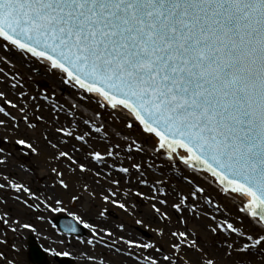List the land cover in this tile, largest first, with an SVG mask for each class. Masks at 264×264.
<instances>
[{
	"label": "snow or ice",
	"instance_id": "snow-or-ice-1",
	"mask_svg": "<svg viewBox=\"0 0 264 264\" xmlns=\"http://www.w3.org/2000/svg\"><path fill=\"white\" fill-rule=\"evenodd\" d=\"M13 47L30 53L53 75V70L62 74L58 84L94 94L91 98L98 106L110 108L115 122L135 132L136 138L123 137L129 141L126 149L120 143L104 151L93 149L82 162L74 155L80 149L73 144L69 150L68 141L91 147L85 139L90 132L76 135L75 127L56 126L57 114L39 139L33 138L27 133L37 125L27 102L14 103L0 90V101L20 113L18 118L0 107V169L7 167L9 158L15 159L17 151L31 155V165L20 164V170L29 181L47 177L51 181L47 189L60 192L42 193L41 199L30 183L0 171V192L14 189L15 193L11 204L0 196V264H28L23 238L29 230L35 231L28 213L62 206L63 194L77 202L81 199L78 188L93 201L97 197L102 201L95 213L98 218H106L109 206L131 218L129 225H118L121 232L131 227L133 232L151 229L156 234L157 243H144L131 234L128 240L120 236L125 245L154 253L136 256L141 264H264V0H0V49L6 53L0 64L8 63ZM0 76L4 77L0 87L17 88L18 75L9 77L0 68ZM9 79L16 82L9 83ZM25 97L21 92L20 98ZM27 99L36 101L37 97ZM35 120L45 122L40 115ZM52 135L57 137L55 142L49 138ZM117 149L125 151L130 162L127 167L123 160L119 162L118 174L128 185L124 197L151 201V217L136 218V205L118 197L120 179H110L115 191L101 187L97 193L71 176L66 178L65 171L56 166L66 161L70 174L90 172L88 164L115 169L120 157ZM133 153L142 162H132ZM158 157L172 168L177 161L183 162L193 175L210 174L219 185L216 191L239 205L235 220L225 216L217 221L212 216L211 223L202 226L203 234L190 227V220L208 218L194 201L203 195L204 203L212 204L204 188L193 185L191 199L176 192L170 205L177 213L173 227L171 216L157 207V201L169 206L163 186L167 181L156 178L149 184L145 178ZM109 158L113 163H107ZM94 175L99 186L101 172ZM106 175L111 177V172ZM133 185L146 186L152 194L133 192ZM161 193L164 198H159ZM22 195L26 198L21 199ZM70 215L95 230V243L104 241L101 233L111 239L107 228L90 224L79 213ZM35 219L43 220V216ZM9 234L14 238L11 242ZM81 243L94 246L93 240ZM55 255L73 257L74 264L72 251ZM114 255L115 260L104 264H123L121 257H132L133 252L115 247ZM81 256L85 264L96 260L87 252Z\"/></svg>",
	"mask_w": 264,
	"mask_h": 264
},
{
	"label": "rangeland",
	"instance_id": "rangeland-1",
	"mask_svg": "<svg viewBox=\"0 0 264 264\" xmlns=\"http://www.w3.org/2000/svg\"><path fill=\"white\" fill-rule=\"evenodd\" d=\"M4 50L0 49V57L2 56V52ZM11 53H16L23 57L25 60H23V63H27L28 61L31 63H36V59L31 57L27 52H21L20 50L16 48H12ZM9 62V61H8ZM22 65V64H21ZM0 68L3 69L5 73L9 74V77L13 75H18L19 77V84L17 88L10 89V88H3L0 87V90H3L6 92L7 97L11 100H13L14 103L22 104L25 101L28 104V112L30 113L32 117V122L37 125L36 130L29 131L27 135L39 139L41 133L45 132L48 124L52 123V116L57 115L59 117V125L56 126H65L66 129H71L75 127L76 135H81L83 132H90V136L85 137V139L88 141V145H91V147H88L87 145H83L82 142H78L74 139L68 141V149L70 150L71 145L75 144L77 148L80 149L79 152L74 153V155L80 159L82 162H86V153L92 151L93 149L97 151H104L106 147L111 146L115 143L121 144V149L127 148V143L129 141H125L123 139L124 136H129V140L131 138H136L135 132H128V130L123 129L122 124H118L115 122V120L111 116V112L109 111V108H102V112L100 115H96L95 111H92L90 109H86L79 104L76 103V100L74 97L70 96L68 94L69 91L77 92L79 95L86 96L87 94L84 93L83 90L77 91L74 87H69L67 84H65L66 87H68L69 91H65L64 88L54 86L49 83V76L53 73H50L46 71L44 66H38L36 67L35 71L32 70L30 72H27L26 67L19 66L18 64H13L11 68L5 67L4 64H0ZM60 77L59 75H56ZM61 78V77H60ZM4 77L0 76V80H3ZM16 81L9 79V83H15ZM24 92L27 94V97L36 96V101H32L31 99H27L25 97L24 99L20 98V93ZM55 97H61L63 102L66 104L62 105V102L60 100L56 99ZM88 97V95H87ZM95 104L96 101H94ZM77 105L75 108L77 111L82 112L85 116V120H88L90 123L85 124L84 120L82 122L77 121L74 114H71L70 111H68V106L71 105ZM39 106V111H36V106ZM53 105L56 107L53 108ZM98 105V104H97ZM0 107L7 108L8 111L12 112L13 115L20 117V113L17 110L12 109L11 105H4L2 101H0ZM99 109H101L99 106H97ZM109 112V113H108ZM40 115L44 117V121L47 122H41L36 121L35 116ZM73 115V116H72ZM92 125V126H91ZM102 125V126H101ZM21 128H24L23 123H21ZM120 133L119 136H117V133ZM50 139H53V142H55L56 138L54 135L49 137ZM42 146H43V142ZM10 147V146H9ZM117 151H120V157L117 158V165L115 169H109L106 166L97 167L94 164H88V167L91 169L90 172L87 173H80L79 170L75 174H70L67 170L66 164L67 162H61L58 166L62 171H65L66 178L71 176V178L75 181H78L79 185L87 184L89 191H94L99 193L100 188H107V187H113V190L115 191V186H112L110 184V179H120L121 185L118 192V197L122 200L126 199L127 203L131 206L132 204L136 205V208L133 209L136 218H142V217H151L152 212L150 208L151 201H146L144 199H140L136 196L129 195L127 198L124 197V191L128 187L123 181V178L121 175L118 174V168L120 166L119 162L123 160L124 166H129L130 162L127 160V153L125 151H121L120 149H117ZM128 152H131L129 149ZM31 155H21L18 151L15 154V159L9 158L8 165L6 168L0 169L4 174L12 173L13 177L16 180H19L24 183H30V186L33 188L34 191H36L37 195L41 196V199H43L42 193H46L45 190L47 189V185L51 183V181L45 177L41 176L39 179H32L29 181V177L27 174L22 172L19 168L20 164H23L25 167H28L31 165L32 161ZM132 162H142L141 157L139 155H136L133 153V161ZM107 163L111 164L113 163L112 159H107ZM164 163V168L161 169L159 166ZM154 168L151 170H148L145 172V178L148 179L149 184H152L153 181L156 178H160L162 180L167 181L165 185V189L168 192V204L169 206L165 207L158 203L157 201V207L161 209V211L168 213L169 216L172 218V226L176 227V219H177V213L171 209L170 205L173 203L176 199V192H180L186 196H189L191 199L190 193L193 190V185H200L204 188L207 195L211 198V206L204 203V197L201 195L199 200H195L194 202L199 206V212L201 213H207V217L201 216V219L197 221L190 220L189 226L194 227L195 230L199 231L201 234H203V225L211 223V220L209 219L212 216L216 217L217 221H221L225 218V216L229 217L230 219L235 220L238 213L235 211L236 207L231 199H227L223 195L218 194V192H215L212 187H210L208 184L204 182H196L194 178L191 177V175L184 169L179 163H176V167L172 168L170 165L165 163L164 159L161 157H158L154 160ZM145 167H147L145 165ZM96 171L101 172L100 179V185L98 186L95 181L98 179L94 173ZM111 172V177L107 176L106 174ZM187 177V180L185 179ZM133 181L136 180L135 176V170H133ZM191 180L192 184L190 185L187 181ZM175 189V191H174ZM8 190V189H6ZM14 190V189H12ZM133 192L136 191H142L144 192L145 196L151 195L149 188L146 186H132ZM78 194L80 195L81 199L77 202H70L68 198V194H63L62 198L64 200V203L62 206H55L54 209L50 210H44L40 212H29L28 218L33 222V219H35L36 215H42L43 220H37L36 219V227H37V233L44 234L45 236H49V240L53 243L58 245L59 251H72L75 256L74 264H85V259L81 256V252H87L96 257V260L94 262H90V264H104V262L109 260H115L117 257L114 255V248L120 247L122 251L131 250L133 252L132 257H125V261H123V264H141L139 260L136 259V256H140L141 258L144 255L147 254H154V253H147V252H141L136 249L135 245H125L122 241H120V236L123 235L125 240H128L130 238V234L132 237H135L139 240H141L144 243H157L158 237L151 229H137L135 232H133L131 227H126L124 232H121L118 225L123 222L125 225H129L131 223V218H129L124 212L118 210L115 207L109 206V212L106 214V218H98L95 213L97 210V207L102 204V201L97 197L96 200H92L89 197V193L86 191H83L82 188L77 189ZM48 194H54V195H60L59 189L55 192H48ZM23 195L21 196V199H24ZM159 198H164L163 194H159ZM187 203V201H185ZM36 203H39V201H36ZM217 206L219 207V211L216 210ZM89 210H91L90 214ZM195 210V209H194ZM79 213L80 216H83L84 219L88 220L89 223H95L98 227L107 228L109 232L112 233L111 239H108L107 235L104 233H101L102 236H104V241L101 243H95L96 237L94 235L95 230L91 227L89 228H82L83 235H74L71 234H65L62 233L59 229L56 228L55 224L52 222L55 218L58 216H67L79 223L83 226V222L78 220L77 216L70 215V213ZM185 216H188V213L185 212ZM32 217V218H31ZM158 219V218H157ZM43 226V227H41ZM156 225L153 224V227ZM27 233V232H26ZM26 233L24 234V239H26ZM28 234V233H27ZM33 236H35V231L31 233ZM13 237L11 234H9V241H13ZM38 240V236L36 237ZM36 240V241H37ZM61 240L66 241L65 244H60L59 242ZM88 240H93L94 246H90L87 243H81L86 242ZM70 241V244L67 243ZM229 242H231L229 240ZM38 244V243H37ZM113 245L112 249H109L107 245ZM68 246V247H67ZM40 251L44 254L45 258V264H73V257H64V256H48L47 251L43 249L42 245L39 244ZM105 252H108L105 255ZM24 256L26 258V253L24 250ZM27 259V258H26ZM28 261V259H27ZM28 264H31L28 261Z\"/></svg>",
	"mask_w": 264,
	"mask_h": 264
},
{
	"label": "bare ground",
	"instance_id": "bare-ground-1",
	"mask_svg": "<svg viewBox=\"0 0 264 264\" xmlns=\"http://www.w3.org/2000/svg\"><path fill=\"white\" fill-rule=\"evenodd\" d=\"M2 56L4 57L5 56V51H3L2 53ZM7 59H8V63L7 64H4L5 67L7 68H11V66L13 64H18L19 66H24L26 67V70L27 72H30L32 71L33 69H35L36 67L38 66H43L42 64H38L37 62L36 63H31V62H27V63H23V60H25L23 57H21L20 55L16 54V53H10L8 54L7 56ZM22 64V65H21ZM54 72H56V75H59L61 77L62 74H60L57 70H53ZM56 75H53L51 74L49 77V83L54 85V86H57V87H61V88H64L65 91H69L68 87L65 86V84L61 85V84H58L59 80H60V77L56 76ZM68 94H70V96L74 97L75 100H76V103L79 104L80 106L86 108V109H90L92 111H95L96 113L99 112L101 113L102 112V108L99 109L97 106V104L94 103V99H92L91 97L94 96V94H91V93H86L88 95L84 96V97H87V98H84V99H81L80 97L82 95H79L77 92H74V91H69ZM56 99L60 100V102H62V105L66 104L65 102H63V100L61 99V97H55ZM100 103H104V101L101 99L100 100ZM68 106V111H70L71 114H74V116L76 117V120L77 121H80L82 122L83 120L85 121V116L83 115L82 112H79L77 111L76 109H73L71 108V106L67 105ZM109 111L111 112L112 110L109 108ZM109 113V112H108ZM73 116V115H72ZM92 126V125H91ZM177 162H180L181 163V166L186 170V168H188L186 165L183 164V162L181 161H177ZM188 171V170H187ZM189 174L191 175L192 178L195 179L196 182L200 183V182H210L212 184H215L214 183V180L209 177L208 175L204 174V173H199V174H196V175H193V172H190L188 171ZM203 178V179H202ZM205 180V181H204ZM207 184V183H206ZM209 185V184H208ZM214 189V188H213ZM215 192L216 189H214ZM220 194V193H218ZM221 195V194H220ZM234 203V202H233ZM235 207H236V212L238 213V207L239 205L237 203H234ZM43 227V226H41ZM36 236H38V240H37V243L38 244H41L43 249H51V251H47L48 253V256H60V255H55L56 252H58V245L56 244H53L49 239V236H45L44 234H36ZM68 247V246H67ZM108 252H105V255H108L106 254ZM66 257V256H64ZM121 259L123 261H125V257H121Z\"/></svg>",
	"mask_w": 264,
	"mask_h": 264
},
{
	"label": "water",
	"instance_id": "water-1",
	"mask_svg": "<svg viewBox=\"0 0 264 264\" xmlns=\"http://www.w3.org/2000/svg\"><path fill=\"white\" fill-rule=\"evenodd\" d=\"M210 175V174H209ZM57 226L67 232V233H75L77 235H83V232L80 231L79 228H81L80 225H78L76 222L72 221L70 218H60L56 222ZM71 229H76L75 231H72ZM31 256L33 260H37L39 264H45L44 257L38 252H36L35 247L31 249Z\"/></svg>",
	"mask_w": 264,
	"mask_h": 264
},
{
	"label": "flooded vegetation",
	"instance_id": "flooded-vegetation-1",
	"mask_svg": "<svg viewBox=\"0 0 264 264\" xmlns=\"http://www.w3.org/2000/svg\"><path fill=\"white\" fill-rule=\"evenodd\" d=\"M46 194H48V192H50V190H45ZM14 190H5L4 192H0V196H3L5 199L9 200V203L11 204V197L12 195H14ZM13 207H15V205H13ZM32 218V217H31ZM33 225H34V229H35V236H33L31 233H33V231L29 230L26 233V239H24L23 243H24V250L26 253V258L28 259V261L32 264L31 260L29 259V254H30V248L31 247H35L37 245V239H36V233H37V227H36V219H33ZM52 222L54 223V220H52Z\"/></svg>",
	"mask_w": 264,
	"mask_h": 264
}]
</instances>
